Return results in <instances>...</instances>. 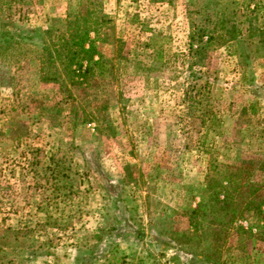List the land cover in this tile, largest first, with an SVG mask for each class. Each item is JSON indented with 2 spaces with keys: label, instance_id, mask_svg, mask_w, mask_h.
I'll use <instances>...</instances> for the list:
<instances>
[{
  "label": "rangeland",
  "instance_id": "rangeland-1",
  "mask_svg": "<svg viewBox=\"0 0 264 264\" xmlns=\"http://www.w3.org/2000/svg\"><path fill=\"white\" fill-rule=\"evenodd\" d=\"M12 4L0 33L96 11L108 71L66 89L40 40L0 56V264H264V0Z\"/></svg>",
  "mask_w": 264,
  "mask_h": 264
},
{
  "label": "trees",
  "instance_id": "trees-1",
  "mask_svg": "<svg viewBox=\"0 0 264 264\" xmlns=\"http://www.w3.org/2000/svg\"><path fill=\"white\" fill-rule=\"evenodd\" d=\"M12 7H14L12 0L9 2L0 0V12L5 10L10 14ZM104 23V17L100 18L96 11L88 10L87 6L83 4L75 14L67 15L62 31L4 30L0 33V56L10 58L12 54L9 53L14 51L16 45H19L21 41L29 42L32 45V42L38 39L41 51L38 58L40 73L45 82L56 83L66 89L90 86L93 78L103 76L108 71L104 67L103 56L95 46V39H99L101 31L104 29ZM53 171L60 176L63 174L60 169ZM225 202V198L220 200L219 194L214 193V197L210 198L207 205L208 212L211 211L215 219H219L220 213H224L225 216L227 213V209L224 207ZM201 207L202 203L198 205L197 209H191L190 213L197 214ZM230 214L233 216L232 213ZM140 233L142 232L140 231ZM140 233L139 237L141 238ZM157 235L165 237L163 233H157ZM161 241L159 242L161 243ZM192 255L200 258L196 254ZM204 260L210 264L209 259Z\"/></svg>",
  "mask_w": 264,
  "mask_h": 264
},
{
  "label": "crops",
  "instance_id": "crops-1",
  "mask_svg": "<svg viewBox=\"0 0 264 264\" xmlns=\"http://www.w3.org/2000/svg\"><path fill=\"white\" fill-rule=\"evenodd\" d=\"M163 264H172V262L163 260Z\"/></svg>",
  "mask_w": 264,
  "mask_h": 264
}]
</instances>
